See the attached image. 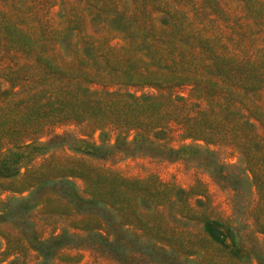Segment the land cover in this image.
Wrapping results in <instances>:
<instances>
[{
	"label": "rangeland",
	"instance_id": "rangeland-1",
	"mask_svg": "<svg viewBox=\"0 0 264 264\" xmlns=\"http://www.w3.org/2000/svg\"><path fill=\"white\" fill-rule=\"evenodd\" d=\"M0 264H264V0H0Z\"/></svg>",
	"mask_w": 264,
	"mask_h": 264
},
{
	"label": "trees",
	"instance_id": "trees-1",
	"mask_svg": "<svg viewBox=\"0 0 264 264\" xmlns=\"http://www.w3.org/2000/svg\"><path fill=\"white\" fill-rule=\"evenodd\" d=\"M207 229H209V231H211V232H215V233H217L216 235H218L219 237L222 235L221 233L222 232H220L219 230H212L211 229V223H209V224H207Z\"/></svg>",
	"mask_w": 264,
	"mask_h": 264
}]
</instances>
